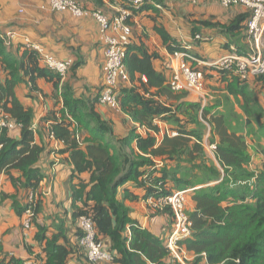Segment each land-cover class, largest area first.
Segmentation results:
<instances>
[{
    "label": "trees",
    "instance_id": "1",
    "mask_svg": "<svg viewBox=\"0 0 264 264\" xmlns=\"http://www.w3.org/2000/svg\"><path fill=\"white\" fill-rule=\"evenodd\" d=\"M75 1L93 3L95 9L104 13L107 6L118 3V0ZM120 1V8L132 11L126 19L130 25L134 16L143 11H153L159 17L161 9L155 4L164 6V0H144L138 8L131 1ZM119 14L118 9L114 15ZM249 16L250 12L240 13L223 25L211 19L199 20L193 24L192 34L201 36L196 40H204L201 26L219 27L242 54L248 49ZM155 30L172 54L188 51L161 25L157 24ZM230 43L226 47L231 49ZM157 57V52L150 53L143 46L131 43L127 46L125 66L130 80L137 84L120 89L121 84L119 100L120 109L135 125L121 137L116 134L113 122L98 110L100 91L75 95L71 86L63 83L61 74L41 64L37 50L20 45L12 52L0 32V106L20 124L19 136L10 134L6 128L0 131V175L6 174L15 188L13 193H2L0 203L9 200L20 216L29 208L33 210L35 239L42 247V252L37 254L41 264H67L73 253L85 257L87 262L88 259L79 243L71 245L64 218L54 219V232L37 221L42 212L40 186L45 177L38 161L45 147L35 139L34 109L24 105L15 90L25 82L31 91H42L39 80L49 83L52 95L59 98L58 108L49 110L41 122L48 124L51 134L63 143L57 153L66 155L72 165V223L76 224L82 216L92 218L98 237L110 241L108 248L114 259L109 264H173L166 238L143 228L130 216V207L125 201L137 200L138 195L124 188L120 198L121 189L129 182L144 190L146 200L155 201L174 191L200 186L192 194L195 208L187 210L192 235L181 242L182 248L193 256L189 264L202 262L203 257L206 264H264V111L253 103L254 88L249 79L211 66L227 83L226 106L221 110L213 105L188 103L182 100L186 91L175 93L166 76L155 69L153 61ZM188 61L200 69L196 60L188 58ZM255 78L264 88V74ZM61 100L62 107H59ZM241 100L243 115L234 110L235 102ZM158 121L177 126V135L165 134L158 139ZM206 123L210 125L209 138L216 144L215 158L224 171L222 180L219 166L207 159L203 146ZM138 126L145 128L146 134H141ZM250 135L257 155H261L259 166L254 165L253 156L248 152ZM159 163L163 165L158 166ZM231 181L233 185L252 184L244 189L233 188L228 185ZM31 191L38 194L34 202L28 199ZM151 211L153 215H166L170 228L173 227L170 207ZM81 234L80 227L75 225L77 239ZM25 260L5 254L0 242V264H24Z\"/></svg>",
    "mask_w": 264,
    "mask_h": 264
},
{
    "label": "crops",
    "instance_id": "2",
    "mask_svg": "<svg viewBox=\"0 0 264 264\" xmlns=\"http://www.w3.org/2000/svg\"><path fill=\"white\" fill-rule=\"evenodd\" d=\"M120 2L118 0V3L107 6L104 9L105 13L109 17H114L115 12L121 7ZM82 5L90 9L96 8L93 3H82ZM247 12L249 11L240 6L226 8L220 0H201L197 4L185 0H164V8L161 10L159 17L150 10L140 12L134 16L131 25L133 29L131 45L143 46L150 53H158L159 57L153 61L154 67L166 76L169 85V76L172 72L169 65L171 62L176 64V60L155 30L157 24L161 25L178 42L189 46L188 52L198 57L200 62H197V64L206 73L205 88L200 92L187 90L182 100L188 103H201L203 107L212 106L207 103L208 101L206 102L205 95L212 91H218L222 103L217 107L215 106V108L222 110L226 106L227 83L222 80L216 70L212 69L213 67L209 63L230 50L226 47L230 43V39L221 32L219 27L201 26L203 34H200L205 36V39L196 40L192 34L193 24L204 19H211L221 25L228 24L238 14ZM154 17H156V20ZM0 31L4 35L9 34L11 44L7 46L12 52H15L20 45L26 46L29 40L32 44L40 45L46 52L53 53L56 57L73 59L74 66L63 79V83L67 82L75 95H90L100 91L106 45L101 37L99 24L93 18L75 17L68 11H52L49 0H0ZM230 45L235 47L234 43H230ZM139 53L141 52L139 51ZM144 80H146L145 77ZM134 83L137 84V81L124 82L120 89L132 87ZM249 83L255 91L253 103L264 111V88L262 83L258 82L255 77L250 78ZM39 86L42 91H31L29 85L23 82L18 84L15 90L22 103L34 109V126L37 128L35 139L39 145L45 147V151L38 161V166L45 177L40 186L42 212L38 215L37 221L47 225L49 231L54 232L56 231L54 219L56 220L57 217L64 218L66 225L69 227L70 243L75 246L78 243L75 235V225L77 226L78 222L76 224L72 223V165L66 160V155L57 153L63 147V143L51 134L48 124L41 122L49 110L58 108L56 100L59 98L52 95L53 88L46 81L39 80ZM62 86L59 94H61ZM176 101L174 100L175 103H177ZM243 103L241 100L234 104V110L239 115L244 114ZM58 106L62 107V100L58 103ZM230 107H232V104H230ZM98 110L104 118L113 122L116 134L121 137L127 135L129 130L134 127L132 119L122 110H115L101 103L98 104ZM157 123L160 127V132L157 134L158 139L161 140L165 134L177 135L175 130L177 126L164 121H158ZM11 133L19 136L20 128L10 131ZM207 135L208 127L205 131L204 140ZM209 137L208 135V141L211 142ZM250 142L255 147V141L251 135L247 137L248 146ZM262 143H264V140ZM203 145L206 152V146ZM249 149L248 152L253 156V162L259 163L261 155L259 154V156L257 152L251 151V148ZM213 157L215 156L213 155ZM255 162L254 165H256ZM215 163H217V159H215ZM14 173L17 175L16 172ZM124 188H129L134 194L138 195L137 200L127 199L125 201L126 205L130 207V216L137 220L143 228H147L154 234L167 239L172 230L169 218L162 213L153 215L151 210L155 209L149 207L146 198H144V190L136 187L132 182L127 183L121 189L120 198L124 195ZM14 191L15 188L8 176L4 173L1 174L0 200L2 193H13ZM194 191H190L187 195V210H193L196 206L192 197ZM23 218L24 215H18L9 200L0 203V242L4 253L25 260L32 253H41L42 247L35 239L37 229L34 225L30 229H25ZM105 241L109 246L110 241L108 239H105ZM83 258L85 257L73 253L70 255L67 264L88 263ZM190 259H193V256L189 255L188 261ZM200 264H206L205 257H203Z\"/></svg>",
    "mask_w": 264,
    "mask_h": 264
},
{
    "label": "built area",
    "instance_id": "3",
    "mask_svg": "<svg viewBox=\"0 0 264 264\" xmlns=\"http://www.w3.org/2000/svg\"><path fill=\"white\" fill-rule=\"evenodd\" d=\"M138 8L144 0H128ZM197 4L201 0H185ZM221 4L230 8L240 6L250 12L247 20V42L248 49L245 53H239L236 47L231 45V49L224 55L209 63L210 66L231 70L238 74L241 79H250L260 74H264V0H220ZM50 8L55 12L68 11L75 17H90L99 24L101 37L106 45L105 61L102 66L103 77L99 93V103L109 106L112 109L120 110L119 87L124 82L130 80L125 66V56L128 44L131 43L133 33L132 26L126 22L129 15L132 14L127 8H120V14L115 17H109L106 13L97 9L84 7L75 0H49ZM159 9H163L161 4H155ZM1 32V31H0ZM6 45L11 44L9 34L4 35ZM195 39H201L196 35ZM27 48L38 51L41 64L50 67L65 78L73 66V59L59 58L53 53L46 52L40 45L32 44L29 40L26 43ZM189 49L188 45H185ZM176 60L170 63L172 70L169 76V85L175 92L194 90L202 91L206 85L205 74L202 70L192 67L188 58L196 60L186 51H177L173 53ZM174 60V61H175ZM1 97V96H0ZM208 126V135L210 136V125ZM139 125V124H138ZM4 128L13 131L20 128L15 120L4 113L0 106V131ZM141 134H146V129L138 126ZM208 135L204 140L206 150L214 155L216 144L208 141ZM157 136V134H156ZM159 163L158 166H161ZM177 190L172 194L160 197L158 200L147 199L149 207L152 209L164 210L170 207L174 215L173 227L170 235L167 237V247L170 250L172 263L179 262L188 264L189 254L181 246V242L192 235V221L187 213V195L190 191L196 189ZM38 198L35 191L29 193V201L34 202ZM35 214L31 208L24 213L23 227L30 229L34 225ZM78 226L82 234L78 239L79 246L83 249L90 264H109L114 259V254L109 250V246L104 239L98 237V232L92 218L82 216L78 220ZM37 253H32L25 260L24 264H41ZM5 264V263H3Z\"/></svg>",
    "mask_w": 264,
    "mask_h": 264
},
{
    "label": "rangeland",
    "instance_id": "4",
    "mask_svg": "<svg viewBox=\"0 0 264 264\" xmlns=\"http://www.w3.org/2000/svg\"><path fill=\"white\" fill-rule=\"evenodd\" d=\"M252 78V77H251ZM220 93L218 92V91H212V92H210L208 95H205V98L207 99L206 100V102L207 103H209V104H211V105H213V106H217V105H219L220 103H222V100L220 99ZM257 99V98H256ZM251 146L249 147V148H251V151H254V152H257V150L255 149V147L254 146H252L253 144L250 142L249 143ZM249 151H250V149H249ZM260 153H261V151H260ZM206 154H207V159H209L210 161H212V160H214L215 161V157H213V155H211V153L208 151H206ZM264 157V156H263ZM209 163V162H208ZM256 164H257V166H259L260 165V163L258 164V162H255ZM217 164V163H216ZM219 166V169H220V173H221V179L220 180H222V178H224V171H223V169L221 168V166L220 165H218ZM255 168V167H254ZM254 168H251V171H253V170H255ZM232 183V181L230 182V183H228V185L229 186H231V187H233V186H240V187H242L243 189L244 188H247L249 185H251L252 184V182L251 183H247V182H239L238 184H236V185H233V184H231ZM234 188V187H233ZM201 262H198L197 264H200Z\"/></svg>",
    "mask_w": 264,
    "mask_h": 264
},
{
    "label": "clouds",
    "instance_id": "5",
    "mask_svg": "<svg viewBox=\"0 0 264 264\" xmlns=\"http://www.w3.org/2000/svg\"><path fill=\"white\" fill-rule=\"evenodd\" d=\"M69 72H70V71H69ZM120 110H121V109H120ZM133 124H134V122H133ZM134 125H135V124H134ZM210 132H211V131H210ZM203 146H204V145H203ZM214 156H215V152H214ZM162 165H163V164H162ZM162 165H161V166H162ZM199 187H200V186H198L197 188H199ZM193 188H194V187H193ZM192 191H193V190H192Z\"/></svg>",
    "mask_w": 264,
    "mask_h": 264
}]
</instances>
